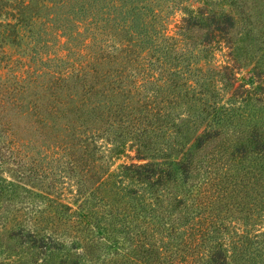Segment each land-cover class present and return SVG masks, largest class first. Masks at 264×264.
<instances>
[{
	"label": "trees",
	"instance_id": "trees-1",
	"mask_svg": "<svg viewBox=\"0 0 264 264\" xmlns=\"http://www.w3.org/2000/svg\"><path fill=\"white\" fill-rule=\"evenodd\" d=\"M0 53V106L48 137L32 175L69 190L25 201L28 230L10 227L0 185V249L15 241L24 264H264V0H0Z\"/></svg>",
	"mask_w": 264,
	"mask_h": 264
},
{
	"label": "rangeland",
	"instance_id": "rangeland-1",
	"mask_svg": "<svg viewBox=\"0 0 264 264\" xmlns=\"http://www.w3.org/2000/svg\"><path fill=\"white\" fill-rule=\"evenodd\" d=\"M223 9L227 10L225 5ZM181 17L182 14L176 11L168 18V35H173L175 26L179 24ZM255 45L252 39H246L239 42V49L235 51V60L245 65L241 73L237 75L239 82L247 76L248 71L252 68L253 61L251 60V49H256ZM5 53H10L9 49H6ZM226 53V49L215 52L213 58L209 59L210 64L217 67L226 65ZM6 57L7 55L3 56L0 53V68H3L0 70V73L2 75L7 74V76L12 78L11 73L13 71L11 70V63ZM262 62L264 66V60H262ZM47 142V135L34 133L32 118L23 114V112L17 108L16 104L7 100L4 105L0 106V185L5 184L8 190L4 193L3 198H10V196H12L11 198L13 199L12 201H7L1 211L5 213V209L9 207V209L6 210L7 214L3 215L8 216L7 220L10 223V227L14 225L16 220L13 219V216H17L18 222L22 223L28 230H32L33 227H36V225H34V220L37 218L33 216L31 220L28 209L21 210L20 208L28 206L25 201L37 205L35 206L36 208H44L43 205L45 202L40 200L41 195L50 193V195L57 197L69 196V190L63 187L61 183L58 184L59 187L57 191L52 190L56 194L48 190V183L51 181L50 176L37 180L31 173L35 165H37V169L42 168L44 171H47L49 168L48 165H46L50 156V151L46 148ZM132 155V153H129V156ZM39 159L40 161H38ZM129 162L127 158L122 157L120 160L113 163V167L115 168L120 164H128ZM5 185L1 186V188L5 189ZM13 189H15V191L12 192ZM59 192L62 196L57 194ZM17 211L19 212L16 213ZM23 219L27 221L24 223L21 222ZM39 227L43 228L45 224H39ZM47 227L50 228V225ZM54 230L55 228H53L52 231ZM54 233L58 236L60 229ZM67 239L68 241L71 240L70 237ZM16 246L15 241H12V243L7 246V250L5 249L6 246L4 249H0V264H24L26 259L24 261L23 257L15 255L16 252L14 253ZM20 251H22V249Z\"/></svg>",
	"mask_w": 264,
	"mask_h": 264
}]
</instances>
